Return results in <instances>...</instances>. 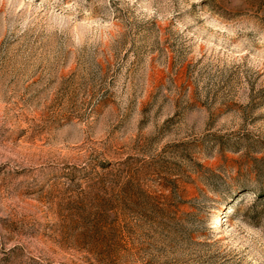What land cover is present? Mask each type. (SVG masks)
Returning <instances> with one entry per match:
<instances>
[{
	"label": "rangeland",
	"instance_id": "rangeland-1",
	"mask_svg": "<svg viewBox=\"0 0 264 264\" xmlns=\"http://www.w3.org/2000/svg\"><path fill=\"white\" fill-rule=\"evenodd\" d=\"M0 264H264V0H0Z\"/></svg>",
	"mask_w": 264,
	"mask_h": 264
}]
</instances>
